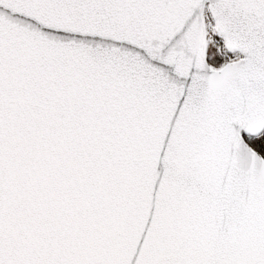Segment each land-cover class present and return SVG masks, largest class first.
Masks as SVG:
<instances>
[{
	"label": "snow or ice",
	"instance_id": "snow-or-ice-1",
	"mask_svg": "<svg viewBox=\"0 0 264 264\" xmlns=\"http://www.w3.org/2000/svg\"><path fill=\"white\" fill-rule=\"evenodd\" d=\"M0 264H264V0H0Z\"/></svg>",
	"mask_w": 264,
	"mask_h": 264
}]
</instances>
